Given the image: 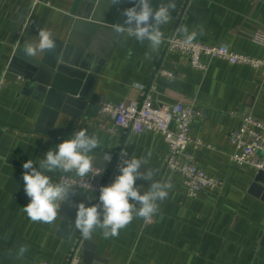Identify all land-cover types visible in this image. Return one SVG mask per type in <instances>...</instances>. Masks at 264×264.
<instances>
[{
	"label": "crops",
	"instance_id": "crops-1",
	"mask_svg": "<svg viewBox=\"0 0 264 264\" xmlns=\"http://www.w3.org/2000/svg\"><path fill=\"white\" fill-rule=\"evenodd\" d=\"M161 2L167 0H152L154 7ZM174 3L171 20L161 26L163 43L151 51L126 29L116 31L130 0H0V74L11 61L0 90V264L66 263L80 233L73 205L91 206L95 195L72 187L76 195L53 223L32 222L22 210L29 203L23 164L31 159L38 167L49 149L81 129L98 138L93 165L107 169L108 158L123 149L128 158H147L145 170H156L153 180H170L172 188L151 221L135 217L117 237L106 239L99 229L83 237L80 264H264V172L232 161L229 140L244 115L264 121V74L214 57H204L207 67L199 70L188 55L166 50V38L175 30L184 37L180 28L186 26L197 33L194 40L264 58V47L252 40L264 24V0ZM40 29L52 32L56 48L28 58L24 44L37 42ZM159 65L176 76L155 78ZM153 78L155 105L183 101L201 109L191 136L203 144L190 143L187 150L221 180L219 187L188 196L181 174L167 168L161 133L105 128L112 121L99 113L100 103H138ZM63 174L77 176L46 173L54 183ZM151 182L138 179L136 185L143 192ZM24 245L28 250L18 258Z\"/></svg>",
	"mask_w": 264,
	"mask_h": 264
},
{
	"label": "clouds",
	"instance_id": "clouds-1",
	"mask_svg": "<svg viewBox=\"0 0 264 264\" xmlns=\"http://www.w3.org/2000/svg\"><path fill=\"white\" fill-rule=\"evenodd\" d=\"M121 0H111L112 5ZM131 7L121 11L124 17L117 32L125 29L130 37L143 44L148 42L151 51H158L164 40L161 26L171 20V10L175 9L174 0L161 2L154 7L152 0H130ZM186 44H190L197 36L195 31L189 33L186 26H181ZM56 42L48 29L38 31L37 42H26L23 52L26 57H35L44 51H53ZM146 58H150L146 53ZM99 146L98 138L89 135L81 129L72 133L71 137L49 149L35 167L31 159L23 164L24 191L29 197V203L22 210L32 222L53 223L63 203L69 201L70 195H76L72 186L64 182H53L46 173L75 172L84 177L93 170V150ZM151 154L149 153V156ZM111 161V158H108ZM147 158H128L126 150L120 152L119 174L112 183L99 188L98 202L87 206L84 202L74 203L76 216L74 226L82 236L91 239L92 233L99 229L104 238L117 237L121 229L127 227L135 217L151 221L158 210V201L168 197L172 188L171 181H154V169H146ZM144 168L142 171L141 168ZM101 174L97 172L96 175ZM152 181L147 191H141L136 185L137 180ZM137 205L139 207H137ZM27 246H21L17 257L21 258L27 251Z\"/></svg>",
	"mask_w": 264,
	"mask_h": 264
},
{
	"label": "built area",
	"instance_id": "built-area-1",
	"mask_svg": "<svg viewBox=\"0 0 264 264\" xmlns=\"http://www.w3.org/2000/svg\"><path fill=\"white\" fill-rule=\"evenodd\" d=\"M31 2L34 5L40 0H31ZM47 4L49 5V3ZM184 40L185 38L175 30L166 38V50L188 55L190 65L195 69H206L207 64L203 58L214 57L226 60L231 64H243L258 68L264 74V58L238 53L226 43L211 45L193 40L190 44H186ZM252 40L264 47V24L254 31ZM10 63L7 70L10 68ZM6 71L0 74V90L5 83ZM158 75L169 78L176 76L175 73L160 65L155 70L154 77L156 78ZM155 89L156 82L153 78L152 82L143 89V97L138 103H112L109 101L100 103L99 113L112 121V124L105 128L114 133L119 129L128 133L146 131L161 133L168 145L165 156L167 168L181 174L188 196L196 197L202 190L219 187L221 180L200 168L195 162L194 154L187 150L190 143H193L195 147L203 144L201 139H194L191 136V125L197 117H201V109L193 102L183 101L155 105L152 100V93ZM229 140L235 148L230 157L232 161L249 165L258 172H264L263 120L253 114L244 115L239 127L229 133ZM120 152L121 150L112 155L111 163L107 169L93 165V170L84 177L63 174L58 180L70 184L72 187L93 192L95 195L93 204H95L98 202L99 188L112 183L115 176L119 174ZM97 172L101 174L96 175ZM78 237L79 239L70 251L65 264H80V246L83 239L81 232ZM40 264L53 263L42 261Z\"/></svg>",
	"mask_w": 264,
	"mask_h": 264
},
{
	"label": "water",
	"instance_id": "water-1",
	"mask_svg": "<svg viewBox=\"0 0 264 264\" xmlns=\"http://www.w3.org/2000/svg\"><path fill=\"white\" fill-rule=\"evenodd\" d=\"M88 56H89V54L86 55V58L85 59H87ZM83 63H85V61H83Z\"/></svg>",
	"mask_w": 264,
	"mask_h": 264
}]
</instances>
